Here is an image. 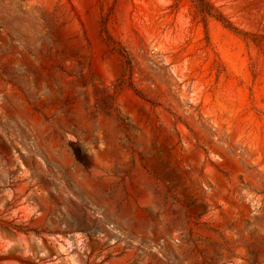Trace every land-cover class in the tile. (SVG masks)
I'll return each instance as SVG.
<instances>
[{"label":"rangeland","instance_id":"rangeland-1","mask_svg":"<svg viewBox=\"0 0 264 264\" xmlns=\"http://www.w3.org/2000/svg\"><path fill=\"white\" fill-rule=\"evenodd\" d=\"M208 1L0 0V264H264V0Z\"/></svg>","mask_w":264,"mask_h":264},{"label":"trees","instance_id":"trees-1","mask_svg":"<svg viewBox=\"0 0 264 264\" xmlns=\"http://www.w3.org/2000/svg\"><path fill=\"white\" fill-rule=\"evenodd\" d=\"M192 2H194L195 6L202 14L204 20L211 17L221 22L229 30L243 33L208 0H192Z\"/></svg>","mask_w":264,"mask_h":264}]
</instances>
